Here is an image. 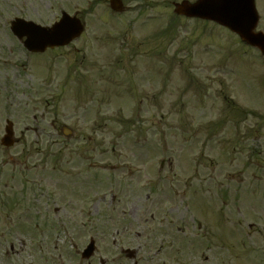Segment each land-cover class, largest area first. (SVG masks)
<instances>
[{
	"label": "rangeland",
	"instance_id": "obj_1",
	"mask_svg": "<svg viewBox=\"0 0 264 264\" xmlns=\"http://www.w3.org/2000/svg\"><path fill=\"white\" fill-rule=\"evenodd\" d=\"M175 1L124 0L111 17L108 0H0V55L14 47L12 18L51 24L63 10L80 13L86 37H115L109 50L134 55L126 101L108 93L111 106L83 130L95 131L90 172L66 162L86 143L63 139L31 140L28 181L0 167V264H129L127 247L153 264H264V63L228 29L177 17ZM59 149L64 162L45 157ZM91 237L97 252L78 262L71 246L80 257Z\"/></svg>",
	"mask_w": 264,
	"mask_h": 264
},
{
	"label": "flooded vegetation",
	"instance_id": "obj_2",
	"mask_svg": "<svg viewBox=\"0 0 264 264\" xmlns=\"http://www.w3.org/2000/svg\"><path fill=\"white\" fill-rule=\"evenodd\" d=\"M8 58L9 56L5 53H3L0 58V142L6 134L7 123L12 122L14 130L13 139L17 143L11 149L0 144V150L2 152H10V150L15 147L23 146L21 152H13L9 155L11 162L16 166L17 163L19 165L29 162L30 156L28 153L27 141L31 140L32 133L28 123L30 113L26 108L30 104L29 101L33 100L35 97L31 93L32 85L31 82L28 81L29 79L21 74H17L16 71H14L13 62ZM82 62L81 65H84V61ZM88 66L90 65L88 64ZM49 77H51V74H48L44 70L35 71L34 79L38 78L40 80L33 84L34 88L37 89V93L40 95L39 98L36 99L39 101V106L44 103L47 109L49 107H54L57 108L55 110H58L64 94H67V92L70 91L69 88H71L75 97V107L71 118H73L76 123H84L86 120L94 119L95 102L92 99L94 98L92 93L95 91L96 82L94 78V69L79 68L75 69L73 73L67 71L62 76V80L60 81L61 84H59L55 90H53V86L51 85L54 79ZM71 80L75 81V84L72 86L68 84ZM20 88L22 89L20 90ZM48 88H50L52 94H48ZM52 114H54L55 117L57 116L56 111H53ZM33 118L37 120V116L34 115ZM56 124L57 122H55V120L52 121V125ZM78 130L80 132H74L69 137L77 138V140L80 141L94 139L93 134L85 133L82 131L83 129ZM35 131H39L35 133V137L38 141L46 140L49 136H65V134L60 132H52L49 134L44 128H38Z\"/></svg>",
	"mask_w": 264,
	"mask_h": 264
},
{
	"label": "water",
	"instance_id": "obj_3",
	"mask_svg": "<svg viewBox=\"0 0 264 264\" xmlns=\"http://www.w3.org/2000/svg\"><path fill=\"white\" fill-rule=\"evenodd\" d=\"M111 1L113 7L119 5L118 0ZM248 4H251V6H248ZM252 4L253 0H199L194 4L184 1L181 4H177V11L219 20L239 31L248 41L264 48V35L251 32L256 24V21L254 22L256 15L252 11ZM81 28L79 21L64 15L61 22L54 26L50 34L47 35L50 39L45 41L41 40L42 31L39 28L26 23L23 19H18L13 23V29L20 36L25 33L29 35L26 44L38 47L37 49H45L48 44L65 43L69 41L70 37L75 36ZM52 32L54 33L51 34Z\"/></svg>",
	"mask_w": 264,
	"mask_h": 264
}]
</instances>
